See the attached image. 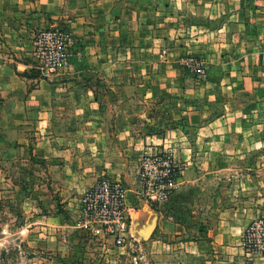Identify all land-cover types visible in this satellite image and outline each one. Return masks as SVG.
<instances>
[{"label": "crops", "instance_id": "crops-1", "mask_svg": "<svg viewBox=\"0 0 264 264\" xmlns=\"http://www.w3.org/2000/svg\"><path fill=\"white\" fill-rule=\"evenodd\" d=\"M55 24L72 58L48 75L33 38ZM0 127V156L59 164L78 206L103 170L137 192L145 149L183 163L172 197L208 194L201 172L263 151L264 0H0Z\"/></svg>", "mask_w": 264, "mask_h": 264}, {"label": "rangeland", "instance_id": "rangeland-1", "mask_svg": "<svg viewBox=\"0 0 264 264\" xmlns=\"http://www.w3.org/2000/svg\"><path fill=\"white\" fill-rule=\"evenodd\" d=\"M200 62L202 76L182 65L202 79L207 67ZM261 149L221 159L220 167L201 172L208 194L190 187L163 202H143L115 175L129 189L133 215L144 205L159 212L151 238L131 237L124 245L81 226V197L78 206L63 193L59 164L28 151L17 159L0 156V264H264V145ZM102 175L112 173L103 170L97 179Z\"/></svg>", "mask_w": 264, "mask_h": 264}, {"label": "built area", "instance_id": "built-area-1", "mask_svg": "<svg viewBox=\"0 0 264 264\" xmlns=\"http://www.w3.org/2000/svg\"><path fill=\"white\" fill-rule=\"evenodd\" d=\"M70 32L62 25L44 26L36 30L33 38V53L36 61L48 75L70 67L72 51ZM183 59L182 64L191 67L202 76L204 67L197 54ZM183 163L171 148L145 149L137 167L138 196L143 202L168 200L176 187ZM133 208L129 189L120 178L99 177L81 197L79 223L81 226L103 233L119 245L131 237Z\"/></svg>", "mask_w": 264, "mask_h": 264}, {"label": "water", "instance_id": "water-1", "mask_svg": "<svg viewBox=\"0 0 264 264\" xmlns=\"http://www.w3.org/2000/svg\"><path fill=\"white\" fill-rule=\"evenodd\" d=\"M137 214L132 217V232L136 237L147 240L157 229L159 212L151 205H144Z\"/></svg>", "mask_w": 264, "mask_h": 264}]
</instances>
